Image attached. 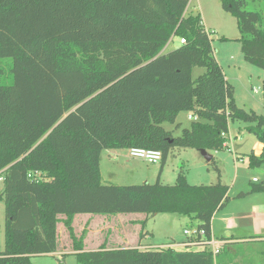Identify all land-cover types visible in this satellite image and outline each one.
Here are the masks:
<instances>
[{"label": "trees", "instance_id": "trees-1", "mask_svg": "<svg viewBox=\"0 0 264 264\" xmlns=\"http://www.w3.org/2000/svg\"><path fill=\"white\" fill-rule=\"evenodd\" d=\"M187 4L0 0V60L10 61L0 72V197L5 204L0 264H33L31 257L56 251L59 222L76 264H219L207 246L212 216L229 201L227 185L190 184L182 171L172 184L158 179L121 186L100 179L104 149H156L162 153L161 167L174 148L221 151L229 119L250 123L246 130L263 150L259 157L248 154L247 165H264V119L236 104L209 32L199 14L186 12ZM220 4L236 19L243 59L264 69L262 13L246 10L245 0ZM174 35L184 43L163 52ZM195 66L204 72L192 78ZM180 112L196 119L183 127L176 122ZM263 190V183L253 184L236 197ZM83 213L186 216L205 232L203 242L195 244L203 247L87 251L72 226L73 217Z\"/></svg>", "mask_w": 264, "mask_h": 264}, {"label": "rangeland", "instance_id": "rangeland-1", "mask_svg": "<svg viewBox=\"0 0 264 264\" xmlns=\"http://www.w3.org/2000/svg\"><path fill=\"white\" fill-rule=\"evenodd\" d=\"M245 1L244 8L246 10H255L262 13L263 22L261 26L264 29V0ZM186 9L191 14H199L202 23H205V27L209 32L214 56L224 71L225 79L227 80V77H229L227 81L233 86L234 94L236 93L234 98L237 95L236 104L247 111L252 110L262 116L264 109V69L250 64L243 59L238 40L241 33L235 17L222 9L220 0H188ZM222 37L226 39H222ZM177 46H179V36L174 35L164 46L163 52H168ZM8 62L10 63L7 59L0 60V72L3 71L2 74L6 71ZM203 72V68L195 66L192 68L191 76L192 78H196ZM248 73L254 74L253 77L248 78ZM238 79L243 82L244 89H242ZM252 88H258L260 92L254 94ZM176 122H181L184 127L188 126L191 121L188 120L186 112H180ZM249 124V122L239 119H229L228 146L214 155L215 162H207L201 156L202 159L200 160L202 161H200V168L198 167V169L194 166L196 161L191 152L196 154V149L193 148L172 149L162 167L161 162L148 164L129 157L126 154L127 149L114 148L113 150L120 154L116 158H112L107 151H103L99 161L101 183L126 186L144 182L153 184L159 179L163 184H172L179 171L185 173L186 179L190 184L207 185L221 181V183L228 186L229 201L214 214L213 235L207 247L210 249L212 242L218 240L224 243L220 253L216 257L219 264L221 260L232 264H264V190L251 192L245 198L236 197L240 191L246 192L250 190L253 184H264V165L253 168L247 165L248 158L246 154L251 152L254 143L257 141L255 136L246 130V126ZM163 127L167 130H173V134L176 136L180 134V130L174 129V125L172 124L164 123ZM235 156L241 158L242 161L235 160ZM215 165L220 169L219 177L216 173ZM161 175L162 178H160ZM3 188V175H0V193H2ZM128 214L130 215L116 213L108 215L97 214V216L102 219L111 218V221L115 222V227H118V220L122 219V217L126 220L128 216H132V218L140 216L141 219L128 223L129 228L135 231L134 235L136 236H139L142 231H148V240L146 242L153 243L158 247L171 243L178 250L203 247L201 245L187 247L177 245V242L186 239L183 229L196 226V221L186 216L180 217L171 213H158L145 218V215L142 213ZM62 218H60V221H62ZM81 218L84 217L74 216L72 224L75 227L73 229L75 235L84 240V248L96 249L103 245L106 246V243H103L104 240H107V243H110L108 246L111 247V244L114 243L117 237L108 236L106 230L103 229L100 232L96 230L87 235L85 231L80 229V225L84 221ZM98 218L94 220L96 224H99ZM144 219L146 221L142 225ZM227 231L232 237L226 235ZM67 233L62 223L59 227L58 242L60 246H64L65 249L70 250L71 246L67 239ZM237 236H247L250 239H254L251 237H261L259 240L262 241L254 239L250 243L242 242L234 244L233 241L237 239ZM4 243L5 204L3 198L0 197V251L4 248ZM31 261L34 264H47L43 257L33 256L31 257ZM67 262V264H76V259L70 256Z\"/></svg>", "mask_w": 264, "mask_h": 264}, {"label": "crops", "instance_id": "crops-1", "mask_svg": "<svg viewBox=\"0 0 264 264\" xmlns=\"http://www.w3.org/2000/svg\"><path fill=\"white\" fill-rule=\"evenodd\" d=\"M188 5V4H187ZM186 12L188 13V11H187V9H186ZM201 22H202V19H201ZM204 22V21H203ZM203 24V26H204V28L206 29V27H205V23H202ZM207 30V29H206ZM219 62H220V59H219ZM229 66V65H228ZM235 66V65H234ZM222 71H223V69H222ZM223 74H224V71H223ZM249 75V77L248 78H250V77H253V75L254 74H252V73H248ZM262 75V74H261ZM224 77H225V74H224ZM228 79H229V77H227ZM227 79V80H228ZM232 80V79H231ZM237 80V79H236ZM239 80V79H238ZM240 81V80H239ZM240 83H241V87H242V89H244V85H243V82L242 81H240ZM263 85V84H262ZM236 94V93H235ZM234 94V95H235ZM237 96V95H236ZM236 96H235V100H236ZM187 114V118H188V113H186ZM188 120L189 121H191L189 118H188ZM183 126V125H182ZM227 135H228V132L226 133V139H227ZM257 140V139H256ZM228 146V144H227V142H226V147ZM225 147V148H226ZM224 148V149H225ZM262 150H263V143H261L260 141H256L255 143H254V146H253V149H251V152L250 153H252L254 156H256V157H259L260 155H261V153H262ZM103 151H107V153L109 154V155H111L112 156V158H116V156H119L120 154L118 153V152H116L115 150H113V149H104V150H102L101 151V153L103 152ZM120 152V151H119ZM207 152H209L213 157H214V155H216L217 154V152H219V151H207ZM122 153V152H121ZM192 154H193V158H194V160L196 161L195 162V164H194V166H196L197 167V169H198V167L200 168V161H202V160H200V159H202L201 158V155H200V153H199V151L198 150H196V154H194V152H191ZM250 153H248V154H250ZM126 154L128 155V149H127V151H126ZM248 154H246V156L248 155ZM101 155V154H100ZM236 157V156H235ZM239 158V157H238ZM138 160V159H137ZM236 160V159H235ZM139 161H141V160H139ZM202 167V166H201ZM162 173V172H161ZM188 176V175H187ZM199 176H201V175H199ZM160 178H162V175L160 176ZM245 197H248V196H244V197H242V198H245ZM217 211H219V210H217ZM216 211V212H217ZM215 214V213H214ZM214 214H213V216H212V219H211V226H210V228H211V237H212V235H213V233H212V228H213V217H214ZM125 215H130V214H128V213H126ZM75 216H77V217H84V218H81V219H84V221H83V223L80 225V229L81 230H83V231H85L86 232V234L88 235V234H91L92 232H94V231H101L102 229L103 230H106V233L108 234V236H115V237H117L116 239H115V241H114V243L113 244H111V246H117V247H121V248H156V247H158L157 245H155V244H153V243H150V242H146V240H148V234H149V232L148 231H145V232H141L140 233V235L139 236H136V235H134V230H131L130 228H129V225H128V223L129 222H131V221H133L134 222V220H136L137 221V219L139 220V219H141L140 218V216H134L135 218H132V216H128V218L125 220L122 216H120V217H122V219H119L118 221V227H115V222H112L111 221V218H98V216H97V214H88V213H83V214H76ZM178 216H180V215H178ZM61 217H63V216H59V218H61ZM105 217V216H104ZM115 217V216H114ZM149 217V216H148ZM181 217V216H180ZM96 218H98V220H99V224H96L95 223V219ZM103 222V223H102ZM73 223V222H72ZM100 223H101V227H100ZM62 224V222H59L58 224H57V235H58V232H59V227H60V225ZM72 226H73V229L75 228L74 227V224H72ZM238 228V227H237ZM226 235L227 236H229V237H232V235L231 234H229V232L227 231V233H226ZM68 237V236H67ZM249 237H251V236H249ZM251 238H254V239H257L258 241H262V240H259V238H261V237H259V238H255V237H251ZM68 240H69V242H70V239L69 238H67ZM254 239H250V238H248L247 236L245 237V236H237V239H235L234 241H233V243L234 244H236V243H250V241H253ZM106 243V246L105 245H103V246H105V247H110V246H108V245H110V243H107V240H104L103 241V243ZM111 242V241H110ZM189 242V240H188V238H186L184 241H179V242H177V245L178 246H180V247H187V246H185L187 243ZM83 243H84V240H83ZM224 244V243H223ZM171 245L174 247V245L171 243ZM176 245V244H175ZM190 246V245H189ZM175 248V247H174ZM85 250H96V249H98V248H96V249H86V248H84ZM37 257H43V259H45V261L47 262V264H67L68 262H67V260H68V258L70 257V256H73L74 257V254H73V250H67V249H65V247L64 246H60V244H59V246H58V249L56 250V251H54V252H51V253H49V254H45V255H36ZM241 261V260H240ZM220 262H222V260L220 261ZM34 264V263H33Z\"/></svg>", "mask_w": 264, "mask_h": 264}, {"label": "built area", "instance_id": "built-area-1", "mask_svg": "<svg viewBox=\"0 0 264 264\" xmlns=\"http://www.w3.org/2000/svg\"><path fill=\"white\" fill-rule=\"evenodd\" d=\"M179 43H184V39H179ZM252 91L254 94H257L260 92L258 88L257 89L252 88ZM188 118L190 120L196 119L194 115H188ZM262 118L264 119V109L262 112ZM128 156L131 158L141 160L148 164H156L161 161L162 153L161 151L156 150V149L132 147L128 149ZM236 160L239 162L242 161L241 158H238V157H236ZM183 233L185 234L186 238H188L189 240V242L185 246H189V245L191 246V245H195L198 243H202L205 238V232L202 229L197 228L196 226L184 228ZM210 241L208 242V245L210 244ZM166 246H172V245L169 244ZM222 246H223V242L218 240V241L212 242L211 248L210 249L207 248V249H209L212 253V256L215 257L216 255L220 253Z\"/></svg>", "mask_w": 264, "mask_h": 264}, {"label": "water", "instance_id": "water-1", "mask_svg": "<svg viewBox=\"0 0 264 264\" xmlns=\"http://www.w3.org/2000/svg\"><path fill=\"white\" fill-rule=\"evenodd\" d=\"M198 151H199L200 155L204 158L205 161H207V162L210 161L212 155L209 152H207V150H205V149H199Z\"/></svg>", "mask_w": 264, "mask_h": 264}]
</instances>
